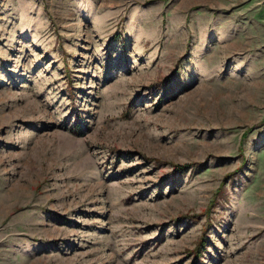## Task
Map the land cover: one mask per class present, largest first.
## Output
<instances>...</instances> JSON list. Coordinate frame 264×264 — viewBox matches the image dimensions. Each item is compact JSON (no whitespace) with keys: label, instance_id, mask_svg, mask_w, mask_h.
Listing matches in <instances>:
<instances>
[{"label":"rangeland","instance_id":"obj_1","mask_svg":"<svg viewBox=\"0 0 264 264\" xmlns=\"http://www.w3.org/2000/svg\"><path fill=\"white\" fill-rule=\"evenodd\" d=\"M0 264H264V0H0Z\"/></svg>","mask_w":264,"mask_h":264}]
</instances>
